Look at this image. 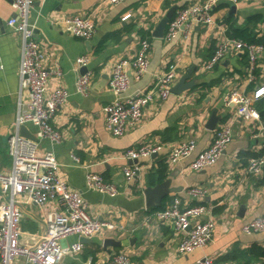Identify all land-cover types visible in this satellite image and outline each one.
Returning a JSON list of instances; mask_svg holds the SVG:
<instances>
[{
	"label": "crops",
	"instance_id": "obj_1",
	"mask_svg": "<svg viewBox=\"0 0 264 264\" xmlns=\"http://www.w3.org/2000/svg\"><path fill=\"white\" fill-rule=\"evenodd\" d=\"M202 1L125 0L110 4L107 0H33L29 21L43 51L42 63L46 67L57 65L62 70V76L49 78L48 85L65 87L70 93L54 119L55 127L63 134L62 141L44 140L40 151L54 154L60 176L72 189L83 192L90 215L116 227L104 228L90 239H81L82 250L66 254L59 264H102L119 251L127 253L133 264H195L203 256L212 258L216 264H264V233L242 231L244 224L264 215V167L257 174H248L245 168L248 158L264 153V96L254 102L260 121L242 119L236 114L235 105H227L225 99L231 90L251 95L264 84V55L256 60L253 69H249L245 51L230 52L212 68L204 67L223 37L264 43V0L220 2L213 10V24L195 25L186 38L181 32L172 41H166L165 30L161 38L153 36L159 22L174 6L176 11ZM126 13L131 17L121 20ZM71 15L90 16L94 20L95 33L89 40L76 38L61 29L59 21ZM13 16L11 0H0V172L3 173L11 167L7 138L19 97L21 40L8 25ZM140 29L146 36L139 33ZM241 32L245 38L236 35ZM142 38L151 43L149 67L139 80H132L129 92L150 89L164 68L171 65L177 71L174 84L192 69L190 80L194 85L180 95L171 93L165 100L150 103L137 126L115 137L108 131L103 113L104 106L114 99L107 80L112 64L131 57ZM83 55L89 56L86 69L93 72L85 97L75 91L77 74L82 73V68L75 69V60ZM213 111L221 119L217 127L225 123L231 126L232 140L214 165L194 171L189 163L214 136V130L205 127ZM24 127L29 137L36 131L31 124ZM190 138L196 141L192 156L170 163L169 150ZM141 144H160L163 149L139 160L143 168L138 178L126 183L122 168L132 161L126 159L125 152ZM71 154L79 157V164L71 159ZM88 171L114 183L118 195L109 197L86 190ZM157 173L163 174L162 181L158 180ZM166 180H169V193L161 206L147 208L145 188ZM191 186L205 189L202 202L214 206L209 216L215 223L214 233L205 247L179 254L177 245L182 233L168 223H146L144 218L149 211L169 205L174 198L193 203L185 193ZM58 208L55 201L43 206L22 203L21 242L33 244L43 230L46 214ZM107 239L112 241L107 243ZM77 240L78 237L70 235L62 244L70 245ZM12 264L27 263L23 258H16Z\"/></svg>",
	"mask_w": 264,
	"mask_h": 264
},
{
	"label": "built area",
	"instance_id": "obj_2",
	"mask_svg": "<svg viewBox=\"0 0 264 264\" xmlns=\"http://www.w3.org/2000/svg\"><path fill=\"white\" fill-rule=\"evenodd\" d=\"M110 4H119L125 0H107ZM234 3L236 0H203L199 4L184 6L177 9L168 22L163 38L172 41L179 33L186 38L191 29L199 24H213V10L220 2ZM14 16L8 25L17 33L21 40L18 65L19 97L12 131L8 135V154L11 167L8 172H0V264H12L16 258H23L27 264H59L66 254L79 253L83 248L81 239H90L104 228L115 229L109 221L94 218L89 213V205L81 190L72 189L59 174V163L51 151H40V143L47 140L60 143L63 134L55 127L54 119L57 111L69 98L70 93L65 87L50 88L51 77H61L59 66L46 67L42 63L44 57L39 42L34 37V27L29 21L33 0H11ZM131 17L130 13L121 20ZM61 29L76 38L89 40L95 33V22L90 16L71 15L59 21ZM149 39L142 38L138 49L128 58L115 61L107 80L108 88L114 99L104 106L105 123L111 135L118 137L128 129L137 126L144 109L152 102L165 100L171 95V88L177 78L176 66H166L156 83L148 90L129 92L132 80H139L148 70ZM233 51H245L249 69H253L256 60L264 55V43H253L246 40L223 37L204 64L206 69L218 64L226 55ZM89 56L83 55L75 60V69L87 67ZM93 72L86 69L77 74L75 91L87 96ZM264 96V84L258 86L251 95H245L237 89L226 95V104L235 105L236 114L247 121H260V114L254 102ZM31 124L36 128L32 136L26 137L21 128ZM264 131V127L262 128ZM232 129L228 123L214 130L210 144L200 151L189 163L194 171L203 170L214 165L222 152L232 140ZM162 145L141 144L125 152L131 164L122 168L126 183L138 178L142 166L141 159L149 158L162 150ZM196 149V141L192 138L182 141L168 152V161L176 163L188 159ZM71 159L79 164L75 154ZM264 167V153L248 158L246 173H260ZM86 190L102 195L115 197L117 186L106 181L100 174L86 172ZM193 203H183L179 198L161 208L149 211L144 222L152 221L168 223L182 233L177 245L179 254L192 253L211 242L215 223L209 217L214 206L204 204L205 189L191 186L185 191ZM55 201L59 208L46 214L43 230L33 244L21 242L22 203H35L43 206ZM246 234L264 233V215L254 218L242 226ZM75 235L79 240L70 245L62 241ZM102 264H133L124 251H119L106 258ZM195 264H216L215 261L203 256Z\"/></svg>",
	"mask_w": 264,
	"mask_h": 264
},
{
	"label": "water",
	"instance_id": "obj_3",
	"mask_svg": "<svg viewBox=\"0 0 264 264\" xmlns=\"http://www.w3.org/2000/svg\"><path fill=\"white\" fill-rule=\"evenodd\" d=\"M176 7L174 6L171 11H169L164 19H162L157 27L155 28L153 32V36L157 38H161L163 36V32L165 30L166 24L168 20L171 18L173 12L175 11ZM86 67H82L81 72H85ZM193 73V70L190 69L187 74L182 75L178 81L172 86L171 93L174 95H180L185 91L190 90L194 83L192 80H190L191 74ZM221 121L220 117L216 115V113L213 111L211 115L209 116L207 122H206V129L213 131L216 129L217 124ZM21 133L29 137L25 134V127L21 128ZM169 180H166L164 182H161L155 186H149L146 187L144 190V197H145V205L147 208H157L160 207L162 204V201L164 198L168 195L169 189H168ZM170 199H173V197H170ZM243 209V208H241ZM85 240V238L83 239ZM112 240L107 239L106 242H111ZM119 243H116V246H118ZM264 250V246H263Z\"/></svg>",
	"mask_w": 264,
	"mask_h": 264
},
{
	"label": "trees",
	"instance_id": "obj_4",
	"mask_svg": "<svg viewBox=\"0 0 264 264\" xmlns=\"http://www.w3.org/2000/svg\"><path fill=\"white\" fill-rule=\"evenodd\" d=\"M139 33L144 37V36H146V33L144 32V31H142L141 29L139 30ZM235 34V33H234ZM243 33L241 32V33H237L236 35H238V36H241L242 38H245L243 35H242ZM245 39H247L246 41H249V42H251V40L250 39H248V38H245ZM102 47H103V45H101ZM100 46V47H101ZM99 47V48H100ZM263 115H262V112H261V117H262ZM264 117V116H263ZM158 174V180H160V181H162V179H163V174H160V173H157ZM151 178H152V175L150 176ZM151 210V209H150ZM156 210V209H155ZM264 253V252H263Z\"/></svg>",
	"mask_w": 264,
	"mask_h": 264
}]
</instances>
